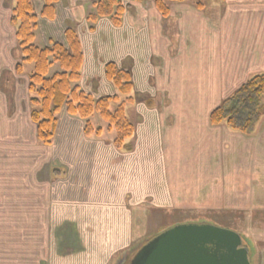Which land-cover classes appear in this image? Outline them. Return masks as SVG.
Returning <instances> with one entry per match:
<instances>
[{
	"label": "crops",
	"instance_id": "obj_1",
	"mask_svg": "<svg viewBox=\"0 0 264 264\" xmlns=\"http://www.w3.org/2000/svg\"><path fill=\"white\" fill-rule=\"evenodd\" d=\"M95 1L59 0L46 19L43 1L33 0L35 39L40 48L65 46V30L76 32L83 61L75 85L94 99L117 95L106 64L129 73V151L117 150L114 136H85L83 121L65 109L50 145L37 143L29 73L15 71L14 1L0 0V264H16L11 252L23 246L19 264H113L152 237L141 232L140 214L213 210L221 195L232 210L250 208L264 118L248 136L208 118L264 74V0H203L202 10L192 1L168 3L167 17L153 0H126L118 26L88 20ZM235 197H244L242 207ZM189 223L197 224L183 220L156 233Z\"/></svg>",
	"mask_w": 264,
	"mask_h": 264
},
{
	"label": "trees",
	"instance_id": "obj_2",
	"mask_svg": "<svg viewBox=\"0 0 264 264\" xmlns=\"http://www.w3.org/2000/svg\"><path fill=\"white\" fill-rule=\"evenodd\" d=\"M10 24L15 29V39L21 54V61L15 67L17 74L23 72L24 64H32L27 91L29 94L30 119L36 126V140L43 146L51 143L55 132L57 114L65 109L67 114L81 119L85 136L100 137L106 130L115 133L113 145L117 150H130L129 140L133 136V125L129 122L125 105L133 99V89L128 72L108 63L104 68L105 78L113 85L117 95L94 99L75 85L80 78L83 56L76 32L68 28L64 32L65 46L54 43L40 48L34 44L36 16L33 0H13ZM41 17L51 19L55 4L59 0H42ZM192 1L197 10L203 9V0H153V5L162 17L169 15L168 3ZM94 13L88 18L95 22L98 18H109L115 26L120 24L126 6L120 0H97L93 3ZM60 71L48 76L52 65ZM121 97L123 100L121 101ZM119 103L114 111L109 110L110 103ZM97 115L106 128H95L90 118ZM264 115V74L252 77L239 87L229 98L209 113L211 126L225 125L231 131L250 135L257 120ZM53 174L55 175L54 171ZM253 248L250 239L247 240Z\"/></svg>",
	"mask_w": 264,
	"mask_h": 264
},
{
	"label": "rangeland",
	"instance_id": "obj_3",
	"mask_svg": "<svg viewBox=\"0 0 264 264\" xmlns=\"http://www.w3.org/2000/svg\"><path fill=\"white\" fill-rule=\"evenodd\" d=\"M123 2V5H127L126 0H121ZM133 1V0H132ZM146 1V0H145ZM204 3V2H203ZM40 39L39 36L36 37L34 40V44L36 46L40 45ZM24 72L27 75V73H31L33 71V65L32 64H24L23 65ZM59 67L54 64L49 70L48 76L52 75L55 72H59ZM121 101L123 100V97L120 98ZM135 100V99H134ZM137 103V101H134ZM119 103H110L109 110L114 111ZM131 106L125 105V112L129 120H131ZM264 118V115H262L258 120ZM91 124L95 128H106V125L104 122L97 116L93 115L90 118ZM257 122L254 125L257 124ZM34 125V124H33ZM35 126V125H34ZM36 129V126H35ZM254 131V130H253ZM253 133V132H252ZM104 136H115V133L113 130L108 131L105 129L103 132ZM38 143V142H37ZM39 144V143H38ZM41 145V144H39ZM43 146V145H41ZM255 150V156H254V163H253V174L251 177L252 180V190H251V197H247L245 199L246 204H248V198L250 200V208L246 210H232L228 208V205L224 200L227 199V196L221 195L220 201L218 203H213V207H216V209L213 210H200L199 212H192L188 213L187 215L180 214L179 212H149L147 213V217L143 218L142 214L141 218H139V227L141 232L146 231V236H154L157 234L158 230L165 228L166 226H170L171 224H174L179 221L187 220V221H196L198 224H206V225H212L219 228H224L226 230L232 231L236 234H238L242 238V246L244 245L246 248L247 246L251 249V254L253 256V262L254 264H264V150L262 149H253ZM62 174V173H61ZM237 200L241 202H237V206H243V199L244 197H235ZM217 204V205H216ZM219 209H218V208ZM144 213L143 215H145ZM27 239L29 236H32L31 229H27ZM145 236V237H146ZM250 239V241L253 243V248L247 244V240ZM135 244V243H134ZM132 245L128 249H125L123 252H121L113 261L115 262L116 259L125 252L134 250L138 248L137 245ZM23 246V245H22ZM30 247V246H28ZM32 247H35L33 245ZM22 248V247H19ZM36 252V249H30L28 251L29 255H32ZM12 256H15L14 262L16 264H19L18 256H26V253L23 250L19 253L17 250H12L11 252ZM17 260V261H16ZM31 260V259H30ZM28 260V264L29 261ZM113 262V264H114Z\"/></svg>",
	"mask_w": 264,
	"mask_h": 264
},
{
	"label": "water",
	"instance_id": "obj_4",
	"mask_svg": "<svg viewBox=\"0 0 264 264\" xmlns=\"http://www.w3.org/2000/svg\"><path fill=\"white\" fill-rule=\"evenodd\" d=\"M241 244L232 231L189 223L148 238L114 264H254L250 247Z\"/></svg>",
	"mask_w": 264,
	"mask_h": 264
},
{
	"label": "flooded vegetation",
	"instance_id": "obj_5",
	"mask_svg": "<svg viewBox=\"0 0 264 264\" xmlns=\"http://www.w3.org/2000/svg\"><path fill=\"white\" fill-rule=\"evenodd\" d=\"M121 1V0H120ZM135 0H133V2H134ZM121 3L123 4V2L121 1ZM241 247H242V244H241Z\"/></svg>",
	"mask_w": 264,
	"mask_h": 264
}]
</instances>
